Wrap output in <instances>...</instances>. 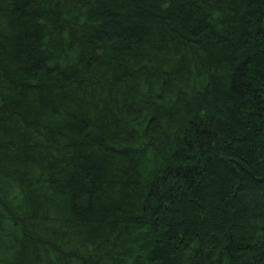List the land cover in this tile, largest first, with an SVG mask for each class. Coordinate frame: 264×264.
Wrapping results in <instances>:
<instances>
[{"label": "trees", "instance_id": "trees-1", "mask_svg": "<svg viewBox=\"0 0 264 264\" xmlns=\"http://www.w3.org/2000/svg\"><path fill=\"white\" fill-rule=\"evenodd\" d=\"M0 264H264V0H0Z\"/></svg>", "mask_w": 264, "mask_h": 264}]
</instances>
